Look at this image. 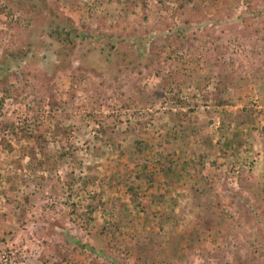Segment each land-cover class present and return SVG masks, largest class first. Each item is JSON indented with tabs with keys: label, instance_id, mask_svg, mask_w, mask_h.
<instances>
[{
	"label": "rangeland",
	"instance_id": "rangeland-1",
	"mask_svg": "<svg viewBox=\"0 0 264 264\" xmlns=\"http://www.w3.org/2000/svg\"><path fill=\"white\" fill-rule=\"evenodd\" d=\"M0 264H264V0H0Z\"/></svg>",
	"mask_w": 264,
	"mask_h": 264
},
{
	"label": "trees",
	"instance_id": "trees-1",
	"mask_svg": "<svg viewBox=\"0 0 264 264\" xmlns=\"http://www.w3.org/2000/svg\"><path fill=\"white\" fill-rule=\"evenodd\" d=\"M202 1L203 0H188V3L196 4L197 2H202ZM255 17H256V19L257 18H260V15H255ZM50 36L56 42H58L60 45H62L64 48H67V49H70V50H71V46L74 47L73 46L74 45V40L83 37L82 35L81 36H78L77 31H73V32L68 31V32H66V31H64V29L61 30V29H58V28L55 29L54 32H51L50 33ZM214 97L216 98V101L218 102V104H221L222 99L220 98L219 93H217L216 95H214ZM176 101L178 102V104H184L178 98H176ZM218 106H221V105H218ZM168 133L172 137L176 136L174 129H169ZM233 139H235V140L234 141L231 140L232 142L226 143V146L225 147L227 149H231L233 147L235 148V146L232 145L231 143H237L239 146H242L243 137L242 138H239V135L237 134L236 135V138H233ZM143 145L144 144H142V143L139 144V146H138V150L139 151L138 152H142L144 149H146L147 145H145V147ZM203 145L205 146V148H209V146L211 145V143L209 141H205ZM31 150H32V148H31ZM65 156H67V154H64L62 156V158H65ZM205 158H206L205 155L202 154L201 157L199 158L200 159L199 162H198L199 166L196 165V163L194 161H191V163L194 164L193 166L196 167L197 169L198 168L203 169L205 167V161H204ZM172 165H173V162L170 163V166L168 167V171H170L171 173L174 172V168L172 167ZM45 166H47V165L45 164ZM45 166L43 165L42 168L43 169H46L47 167L45 168ZM145 167H146V165H145ZM143 170H144V173H143L144 178H146V180H148L149 183L154 182L153 175L150 174L149 172H147L146 169H143ZM139 178H143V177L141 176ZM70 191H72V189H70ZM130 191L132 192V197H134L136 195L135 188L134 187H131L130 188Z\"/></svg>",
	"mask_w": 264,
	"mask_h": 264
}]
</instances>
